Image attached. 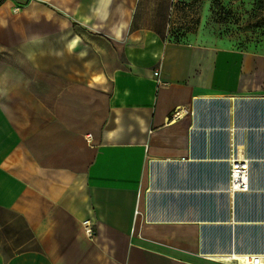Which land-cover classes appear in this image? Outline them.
<instances>
[{
  "label": "crops",
  "instance_id": "crops-1",
  "mask_svg": "<svg viewBox=\"0 0 264 264\" xmlns=\"http://www.w3.org/2000/svg\"><path fill=\"white\" fill-rule=\"evenodd\" d=\"M255 1H232L225 32L206 8L172 28L176 0H0V264L264 254L233 242L239 227L264 233V213L238 210L239 195L264 196L251 163L249 192L221 182L239 145L261 146L264 166ZM220 102L224 123L208 111Z\"/></svg>",
  "mask_w": 264,
  "mask_h": 264
},
{
  "label": "rangeland",
  "instance_id": "rangeland-1",
  "mask_svg": "<svg viewBox=\"0 0 264 264\" xmlns=\"http://www.w3.org/2000/svg\"><path fill=\"white\" fill-rule=\"evenodd\" d=\"M264 1V0H262ZM172 7L170 24L172 28L181 29L183 25L189 24V26L197 28L199 22V16L204 8L209 12V20L206 23V26H213L215 22L221 24V28L224 26L228 29L225 32H229L230 25L240 22V19L236 17L234 13V7L232 0H176V3H173ZM255 4V3H254ZM261 8L254 7V12L251 14L252 22L251 27L264 26V3H261ZM238 8V6H237ZM233 24V25H234ZM245 23H241V26H244ZM250 27V25H249ZM210 108H208L211 118L219 117L221 123H224V109L225 103H210ZM245 107V106H243ZM254 109L260 114H264V103H254ZM243 123L245 122L244 115L242 116ZM262 117V115L260 116ZM223 138V137H222ZM224 140H222V143ZM242 146L241 154L248 160L253 167V171L256 174L255 186L259 189H264V166H262L261 160V146H256L255 148H247ZM228 182L222 179L221 182ZM224 185V184H223ZM253 208V210H252ZM264 196L262 195H239L238 196V210L239 213H250L255 212L258 215L264 213ZM252 210V211H251ZM261 228L250 227V228H238L237 233L233 236L234 244H238L244 248H264V233L261 232ZM222 245H231L226 243L230 241V234L222 233Z\"/></svg>",
  "mask_w": 264,
  "mask_h": 264
},
{
  "label": "built area",
  "instance_id": "built-area-1",
  "mask_svg": "<svg viewBox=\"0 0 264 264\" xmlns=\"http://www.w3.org/2000/svg\"><path fill=\"white\" fill-rule=\"evenodd\" d=\"M239 1V0H232ZM14 9L13 11H17ZM178 117V111H175L173 118ZM229 162V181H228V190H231L234 193H247L251 187V173H250V160L247 158L238 159L232 156L228 159ZM84 232L87 235L91 233V225L89 222H83ZM234 263V262H233ZM236 264H264V255H248L241 262H236Z\"/></svg>",
  "mask_w": 264,
  "mask_h": 264
},
{
  "label": "bare ground",
  "instance_id": "bare-ground-1",
  "mask_svg": "<svg viewBox=\"0 0 264 264\" xmlns=\"http://www.w3.org/2000/svg\"><path fill=\"white\" fill-rule=\"evenodd\" d=\"M239 101V100H238ZM229 105L230 106H233L235 104H237V100H234V99H230L229 101ZM228 105V104H227ZM237 107V106H236ZM240 129V128H239ZM244 148V147H243ZM241 149H242V146L239 145L237 147V152H238V156L237 158L238 159H241V158H245L244 156H242L241 154ZM245 155V154H243ZM236 158V156H234V159ZM231 191V190H229ZM240 222V221H239ZM208 254V253H207ZM250 255L249 252H244V253H241V252H235V251H218L216 252L215 254L213 255H210V259L213 260V262H222V263H225V264H229L231 262H234L236 264V262H241L243 261L246 256ZM257 255H264L262 253H257ZM207 256V255H206Z\"/></svg>",
  "mask_w": 264,
  "mask_h": 264
},
{
  "label": "trees",
  "instance_id": "trees-1",
  "mask_svg": "<svg viewBox=\"0 0 264 264\" xmlns=\"http://www.w3.org/2000/svg\"><path fill=\"white\" fill-rule=\"evenodd\" d=\"M261 3H264V1H262V0H256L254 5L259 9V8H261V6H260Z\"/></svg>",
  "mask_w": 264,
  "mask_h": 264
},
{
  "label": "water",
  "instance_id": "water-1",
  "mask_svg": "<svg viewBox=\"0 0 264 264\" xmlns=\"http://www.w3.org/2000/svg\"><path fill=\"white\" fill-rule=\"evenodd\" d=\"M226 101V100H225Z\"/></svg>",
  "mask_w": 264,
  "mask_h": 264
}]
</instances>
